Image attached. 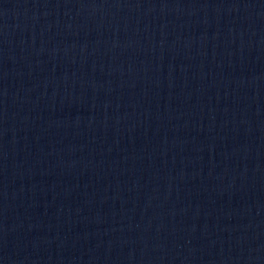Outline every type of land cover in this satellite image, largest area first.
I'll list each match as a JSON object with an SVG mask.
<instances>
[{
  "label": "water",
  "instance_id": "95a60500",
  "mask_svg": "<svg viewBox=\"0 0 264 264\" xmlns=\"http://www.w3.org/2000/svg\"><path fill=\"white\" fill-rule=\"evenodd\" d=\"M0 264H264V0H0Z\"/></svg>",
  "mask_w": 264,
  "mask_h": 264
}]
</instances>
